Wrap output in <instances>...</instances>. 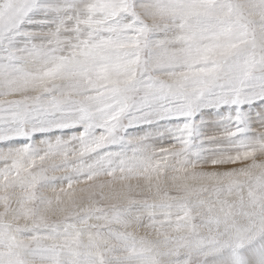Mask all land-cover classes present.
I'll return each instance as SVG.
<instances>
[{"label":"snow or ice","instance_id":"snow-or-ice-1","mask_svg":"<svg viewBox=\"0 0 264 264\" xmlns=\"http://www.w3.org/2000/svg\"><path fill=\"white\" fill-rule=\"evenodd\" d=\"M0 264H264V0H0Z\"/></svg>","mask_w":264,"mask_h":264}]
</instances>
